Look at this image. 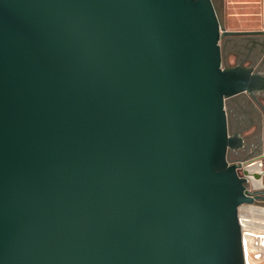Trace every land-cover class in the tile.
I'll use <instances>...</instances> for the list:
<instances>
[{"label":"water","instance_id":"95a60500","mask_svg":"<svg viewBox=\"0 0 264 264\" xmlns=\"http://www.w3.org/2000/svg\"><path fill=\"white\" fill-rule=\"evenodd\" d=\"M241 33L213 0H0V264H264V156L230 160L227 101L264 91L223 64Z\"/></svg>","mask_w":264,"mask_h":264},{"label":"rangeland","instance_id":"374dc122","mask_svg":"<svg viewBox=\"0 0 264 264\" xmlns=\"http://www.w3.org/2000/svg\"><path fill=\"white\" fill-rule=\"evenodd\" d=\"M213 1L224 28L233 32H251L227 35L221 39L224 66L247 65L264 74V35L257 34L262 27L264 31V0ZM227 107L229 123L234 133L241 131L238 134L246 138L248 143L253 141L257 145L261 144L264 141V91L256 96L243 93L233 97L227 101ZM262 149L263 146L259 145L253 153L243 152L240 161L255 157ZM236 156L234 150L230 152V160ZM249 186L251 187V183ZM256 205L264 207L263 202H257ZM246 210V207L242 209V215ZM249 218L254 222L250 225L257 226L259 218L255 215Z\"/></svg>","mask_w":264,"mask_h":264},{"label":"bare ground","instance_id":"6f19581e","mask_svg":"<svg viewBox=\"0 0 264 264\" xmlns=\"http://www.w3.org/2000/svg\"><path fill=\"white\" fill-rule=\"evenodd\" d=\"M251 169H252V167H251ZM251 183H252V187H254V188H261L263 186L262 182L257 181L255 179H252ZM246 208H247V210L243 215H242V210H241V216L243 219L244 227H245L246 231L254 232L255 234H257L259 236L258 239L261 240V242L264 244V208L260 207V206H246ZM253 215H255L256 217L259 218L257 221V223H258L257 226L250 225V224H252L253 221L250 223L245 222L246 219H248L249 217L253 218ZM253 224H254V222H253ZM261 249H262L261 247H259V248L255 247V246L253 247V251L255 253H260ZM263 257L264 256L262 255V258ZM251 259H252L251 264H262L261 263L262 261L256 260L254 256H252Z\"/></svg>","mask_w":264,"mask_h":264},{"label":"crops","instance_id":"0c3cea01","mask_svg":"<svg viewBox=\"0 0 264 264\" xmlns=\"http://www.w3.org/2000/svg\"><path fill=\"white\" fill-rule=\"evenodd\" d=\"M257 34H259V35H264V31H263V27L261 28V30L260 31H257ZM228 108V107H227ZM232 111H234V108L232 109ZM229 112V111H228ZM229 127H230V131H231V133L233 132V134H236V133H241V131H236V133H234V131L232 130V128H231V126H230V123H229ZM242 137V136H241ZM244 139V146L242 147V148H240L237 152H236V157L235 158H232L231 159V161H233V162H239L240 160H242L241 159V154L244 152V153H253V151L259 146V145H261V146H263V149H262V152L261 153H259V154H257V155H255V157H252L251 159H248L247 161H252V160H255V159H261V158H263V156H264V141H262V143L260 144H258L257 145V143H255V142H250V143H248L247 142V140H246V138H243ZM241 162V161H240ZM261 168H262V166L259 164V163H257V164H255L254 166H252V169H254V170H256V171H258V170H261ZM245 222H248V223H250V222H252L251 221V219L250 218H248V219H246V221Z\"/></svg>","mask_w":264,"mask_h":264},{"label":"flooded vegetation","instance_id":"af4514ba","mask_svg":"<svg viewBox=\"0 0 264 264\" xmlns=\"http://www.w3.org/2000/svg\"><path fill=\"white\" fill-rule=\"evenodd\" d=\"M233 151V150H232ZM235 152H237L238 150H234ZM254 170V169H253ZM251 185H252V183H251ZM264 208V207H263ZM260 253H262L261 255H263L264 256V248H262L261 249V251H260ZM263 260H264V257H263ZM264 262V261H263Z\"/></svg>","mask_w":264,"mask_h":264},{"label":"built area","instance_id":"2783aa9c","mask_svg":"<svg viewBox=\"0 0 264 264\" xmlns=\"http://www.w3.org/2000/svg\"><path fill=\"white\" fill-rule=\"evenodd\" d=\"M250 187V186H249Z\"/></svg>","mask_w":264,"mask_h":264}]
</instances>
